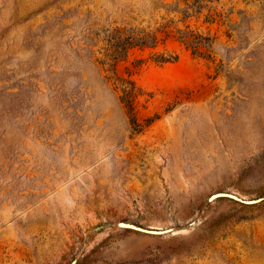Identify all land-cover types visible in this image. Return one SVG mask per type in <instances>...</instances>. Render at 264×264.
<instances>
[{"label": "rangeland", "instance_id": "rangeland-1", "mask_svg": "<svg viewBox=\"0 0 264 264\" xmlns=\"http://www.w3.org/2000/svg\"><path fill=\"white\" fill-rule=\"evenodd\" d=\"M0 264H264V0H0Z\"/></svg>", "mask_w": 264, "mask_h": 264}]
</instances>
